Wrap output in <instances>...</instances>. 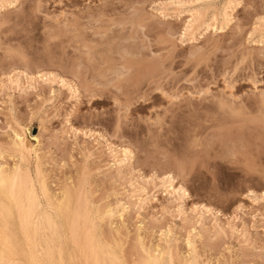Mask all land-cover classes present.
I'll list each match as a JSON object with an SVG mask.
<instances>
[{
	"label": "rangeland",
	"instance_id": "obj_1",
	"mask_svg": "<svg viewBox=\"0 0 264 264\" xmlns=\"http://www.w3.org/2000/svg\"><path fill=\"white\" fill-rule=\"evenodd\" d=\"M227 2L0 0V168L24 132L29 174L82 189L124 264H264V0ZM167 174L180 208L150 185L135 205L129 183Z\"/></svg>",
	"mask_w": 264,
	"mask_h": 264
},
{
	"label": "bare ground",
	"instance_id": "obj_2",
	"mask_svg": "<svg viewBox=\"0 0 264 264\" xmlns=\"http://www.w3.org/2000/svg\"><path fill=\"white\" fill-rule=\"evenodd\" d=\"M228 1L229 3H227L231 4L233 0ZM195 18L193 19L195 20ZM27 81H29L30 83L31 81H33V78L32 80L29 79ZM29 83L28 85L30 86L31 84ZM10 84H14V86L16 85L17 87H20V85L18 86L19 83L16 79ZM17 137H19V139H17ZM11 139V144H9V148H11L8 150H11V152L15 153L14 156L17 155L16 157H18L19 163H16L14 166H12L11 169L5 170V172L7 174H13L16 172V170H19V179L17 181L16 187L17 200L23 202L25 207H27L28 201L31 198L33 201H35V211L32 215L25 214L24 216H21L20 214H17L11 221V244L15 251L10 257L7 249H5V261L12 259L14 261H17L18 264H32L33 260L44 261V264H124L115 255V253H113L106 245H104V243L102 244L101 242H99V239L96 238L94 234L95 227L93 226V222L90 219L91 217L89 218V202L87 204V200L85 201L82 198L84 195L81 194L82 189L80 190V192L79 189H77V191L75 190L72 192H69L68 190L64 191L58 199L52 196L46 188L45 183L41 177L42 175L39 172L35 170L36 172L34 174V178L29 174L30 170L29 168H27L28 163L26 160H28V157L32 153H36L33 151L36 149H32L31 147L33 146H30L31 144H28L29 142H27L28 140H26L27 138H25L24 132L23 134L22 132L21 134H14ZM113 152L114 150H112V153ZM119 152L121 155V159H119V161L116 160L117 162L114 161L117 166H120V164L125 160H127V163H129L131 155L126 157L125 149L120 150ZM117 157L119 158V155ZM169 177H171L170 180L168 179ZM156 181L157 183H155ZM142 182L145 184V188H143V185L138 188H135V186L129 183V186L131 188L130 194L135 196L134 202L135 205H137L138 207L143 206V204L145 203V198H143V196L145 195L144 192L147 191V185H150L153 188H163V192H165L166 195L174 201V203H177V208H180L183 201L188 197V195L184 194L186 193V191L183 189V187L173 185L174 179L170 174L164 175L161 178L153 177L146 181L142 180ZM36 185L38 186V189L36 188ZM178 189H183V191L178 192ZM250 197L254 198V200H264V193H261L258 197L252 194ZM0 198V202H3V204L5 205L6 211L9 205L12 209L16 208V203H13L6 194H0ZM84 198L86 199L85 196ZM77 209H79L80 214V218L78 221V239L74 238L72 228L70 227L73 214L77 211ZM193 211H196V215L194 216H197L196 220L198 222H200V220L206 214L211 215L212 218L215 219L216 213H212L204 207L195 210L193 209ZM105 218H107V216ZM49 220H51L52 222L51 226L49 225ZM214 226L215 228H217L218 231L222 230L221 227L220 229H218L219 227L217 226V224H215ZM229 230L233 232L237 229H234L233 226H230ZM241 236L244 237V233L241 232ZM161 256L162 255L160 254H155L154 252L151 253L150 251H146L145 255H143V258H140L141 260H139L141 262H137H139L138 264H160Z\"/></svg>",
	"mask_w": 264,
	"mask_h": 264
},
{
	"label": "snow or ice",
	"instance_id": "obj_3",
	"mask_svg": "<svg viewBox=\"0 0 264 264\" xmlns=\"http://www.w3.org/2000/svg\"><path fill=\"white\" fill-rule=\"evenodd\" d=\"M9 7H15V5H9ZM237 7H244V5L242 3L228 4L225 6V10L227 12L228 9L237 8ZM159 15L161 17H164L163 12L159 13ZM225 20L226 21L228 20L227 15L225 16ZM262 22H264V20H262ZM251 35L252 34L249 33V37H251ZM262 44H264V41H262ZM10 54L13 53L11 52L6 53V55H10ZM262 98H264V93H262ZM17 139H19V137H17ZM129 155H131V153L128 151V149H125V156L128 157ZM122 163L126 164L127 160L123 161ZM179 167L182 168L183 165H179ZM18 172L19 170H16V172L13 174H7L3 168H0V194H6L13 203H16L15 209H12L11 206L9 205L6 211L5 205L3 204V202H0V264H18L17 261H14L12 259H9L7 261H5L4 259L5 249H7L10 257L15 251L11 244V230H12L11 221L14 219V217L17 214H20L21 216H24L25 214L32 215L35 211V201H33L31 198L28 201L27 207H25L23 202L17 200L16 187H17V181L19 179ZM168 179L170 180L171 177H169ZM177 191L182 192L183 189H178ZM184 194L187 195V193ZM79 218H80L79 209H77V211L73 214L70 223V227L72 228L73 231V236L76 239L79 238V225H78ZM49 225L50 226L52 225L51 220H49ZM261 252L264 253V249H261ZM32 264H44V261L33 260Z\"/></svg>",
	"mask_w": 264,
	"mask_h": 264
}]
</instances>
